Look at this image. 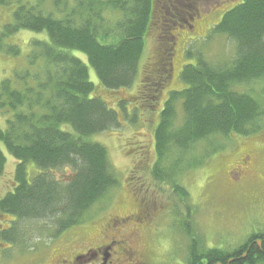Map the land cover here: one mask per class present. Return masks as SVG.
I'll use <instances>...</instances> for the list:
<instances>
[{
  "label": "trees",
  "instance_id": "16d2710c",
  "mask_svg": "<svg viewBox=\"0 0 264 264\" xmlns=\"http://www.w3.org/2000/svg\"><path fill=\"white\" fill-rule=\"evenodd\" d=\"M201 1L16 3L12 19L0 30V53H19V45L6 38L20 30L43 31L46 36L30 40L27 68L0 79V176L7 158L14 160L9 188L0 195V212L16 217L0 228V241L20 247L45 244L42 238L31 237L43 232L55 236L94 214L99 208L87 216L93 204L118 184V178L105 145L92 136L119 127L126 118L134 123L139 105L152 102L157 106L149 132V152L155 158L149 173L160 185L167 184L169 198L175 194L182 203L188 192L177 176L199 162L180 163L197 149V142L206 143L213 136L245 135L260 128L264 117V0L234 1L229 8L232 3L224 4L222 9H227L212 24L210 33L231 38L233 55L213 62L188 47L185 54L194 60L177 72L184 86L169 87L177 35L189 32V23L194 24L203 13L198 5ZM9 2L0 0V5ZM213 11L220 12L215 6ZM149 35L154 39V56L143 63ZM74 50L85 54L96 81L90 79L87 63ZM257 79L263 81L258 94L237 88ZM139 84V92L131 94ZM119 90L132 99H114ZM137 97L140 101L134 102ZM131 102L134 104L127 109ZM169 156L173 159L168 160ZM67 168L72 174L63 179L59 174ZM191 211L184 223L189 264H195L198 250H205L203 255L209 260L234 250L205 245L193 227ZM253 236L251 233L244 242ZM244 242L235 248H242ZM249 260L264 264V255Z\"/></svg>",
  "mask_w": 264,
  "mask_h": 264
},
{
  "label": "rangeland",
  "instance_id": "374dc122",
  "mask_svg": "<svg viewBox=\"0 0 264 264\" xmlns=\"http://www.w3.org/2000/svg\"><path fill=\"white\" fill-rule=\"evenodd\" d=\"M18 1L33 3L36 0H10L8 4L0 5V30L3 24L12 19V11ZM234 1L239 2V0H202L198 5L203 13L194 20V28L189 32L186 30L180 32L182 29L176 31V33H180L176 34L178 38L175 42L172 60L174 72L173 80L169 84L170 88L184 86V83L177 78V72L184 63L194 60L193 56L188 57L185 54L186 48L190 47L194 52L201 51L206 58L213 62L225 61L233 55L234 42L231 38L225 33H210V30L212 24L219 21L222 13L235 4ZM46 3L50 5L49 1ZM226 3L232 4L222 9ZM214 6L218 7L220 12L215 13ZM45 36L43 31L26 29L8 36L6 41L17 43L20 51L16 55L0 53V79L14 77L15 72L27 68L29 66L27 54L30 50V40L45 38ZM153 46V36L149 35L141 62L152 60ZM74 53L87 63L83 52L74 50ZM87 66L90 79L96 81L95 71L88 63ZM262 83V79H257L238 85L237 88L258 94ZM139 90L140 84L131 90V94L139 92ZM162 91H164L163 88ZM131 94L119 90L114 99L125 96L130 100L132 99ZM108 97L110 98V96ZM133 101H140V98L137 97ZM151 103L139 105L137 120L134 123H128L126 118L119 127H110L92 136L93 140L105 145L108 160L117 175L118 184L108 192V195L93 204L92 210L87 216L94 209L108 204L111 200H113L114 206L129 196L155 200L157 204L162 203L163 206L161 207L162 213L154 216L157 232H154L153 236V249L159 252L171 251L165 250L168 247L173 252L182 255L185 253L188 240L179 230L178 220L173 224L170 213L178 217L184 208L192 209L193 227L204 244L209 247L231 249L243 243L251 233L264 231V189L260 191L264 187V183L253 180L251 177L247 178L246 175H243L239 180L235 178L236 174L232 176L235 166H239L241 154L246 152L249 153V157L244 164H252L249 174H253L255 166L259 168L260 173L264 174V117H262L263 122H261L260 128L252 133L234 134L232 137L226 138L213 136L206 143L199 141L195 144V149H197L194 152H188L180 165L199 163L188 167V170L181 171L177 176L188 192L187 200L182 203L175 194L169 198L165 192V190L168 191L167 184L160 185L149 173L150 165L155 160L153 153L149 152L151 147L149 132L151 131V121L156 118L154 108L157 107L152 106ZM133 104V102L127 104V109L131 108ZM7 159L5 169L0 176V195L9 188L12 178L14 160L11 157ZM171 159L173 158L169 156L168 160ZM129 172L133 174L132 178L129 177ZM70 174V168H67L59 175L65 179L70 177ZM231 177H234L237 184L230 186ZM42 235L37 236L35 233L31 238L35 240V237H40L41 240L48 241L49 236L47 235H50V232H43ZM33 239L30 240L33 242Z\"/></svg>",
  "mask_w": 264,
  "mask_h": 264
},
{
  "label": "flooded vegetation",
  "instance_id": "af4514ba",
  "mask_svg": "<svg viewBox=\"0 0 264 264\" xmlns=\"http://www.w3.org/2000/svg\"><path fill=\"white\" fill-rule=\"evenodd\" d=\"M248 157V152L241 154L239 166H235L232 176L236 174L235 178L239 180L246 175L264 183V174L257 166L253 167V174H249L252 164H244ZM235 184L234 177H231L230 186ZM162 206L155 200L129 196L116 206L113 203L100 206L87 220L51 235L45 244L20 247V244L0 241V264H189V240L183 255L168 247L165 250L171 251L153 249V236L157 232L154 216L162 213ZM170 216L173 224L178 220L179 230L188 239L184 223L190 218V208H184L178 217L173 213ZM15 218L0 212V228ZM253 235L242 248L227 250L225 257L215 255L209 260L203 255L205 250H198L193 263L251 264L249 259L259 260L264 255V231H255Z\"/></svg>",
  "mask_w": 264,
  "mask_h": 264
}]
</instances>
